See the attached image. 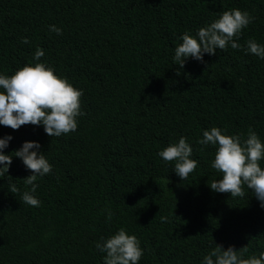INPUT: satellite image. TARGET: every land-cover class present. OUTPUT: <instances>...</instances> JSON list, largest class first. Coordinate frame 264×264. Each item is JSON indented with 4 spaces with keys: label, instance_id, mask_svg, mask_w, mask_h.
Here are the masks:
<instances>
[{
    "label": "trees",
    "instance_id": "trees-1",
    "mask_svg": "<svg viewBox=\"0 0 264 264\" xmlns=\"http://www.w3.org/2000/svg\"><path fill=\"white\" fill-rule=\"evenodd\" d=\"M234 8L252 17L240 49L175 64L185 31ZM248 40L264 44V0H0V72L32 63L40 47L42 62L83 89L85 113L60 137L0 125L12 136L5 154L37 141L53 166L35 182L39 207L21 199L31 172L19 158L0 177V264H104L95 245L121 227L140 241L139 264H201L215 245L264 251V208L246 187L244 197L211 190L215 147L198 143L213 126L264 141V59L246 53ZM181 136L198 161L186 180L157 155Z\"/></svg>",
    "mask_w": 264,
    "mask_h": 264
},
{
    "label": "clouds",
    "instance_id": "clouds-1",
    "mask_svg": "<svg viewBox=\"0 0 264 264\" xmlns=\"http://www.w3.org/2000/svg\"><path fill=\"white\" fill-rule=\"evenodd\" d=\"M252 17L247 11L234 8L225 10L211 23L200 27L195 34L185 31L180 37V43L174 49L172 59L181 68L188 58L203 62L205 54L214 55L216 50L227 47L240 49L237 43L242 29L251 22ZM49 31L57 35L62 29L55 25L49 26ZM235 37V39H234ZM21 43H29L22 38ZM246 53L264 59V44L248 40ZM44 50L37 47L32 57V63H26L11 75L0 72V125L13 130L25 124L42 126L50 137L75 132L79 117L85 115L81 109L80 98L83 89L75 87L66 77L55 73L52 66L42 62ZM12 136L5 134L0 137V177L8 172L12 157L19 158L31 174L23 181L30 186L21 194L22 201L34 207L40 206V200L35 192L38 177H44L52 171V164L40 151L37 141H24L15 150L14 155L5 154ZM202 146L215 147L211 167L220 173L219 179L213 180L210 189L218 193H229L231 197H244V188L251 190L261 208H264V141L256 132L249 130L246 136L229 134L226 130L213 126L202 130V138L198 140ZM157 155L165 163L173 162V171L181 179L186 180L198 164L192 159V147L184 136L177 142L170 143ZM10 192L18 191L14 184L9 185ZM173 214V213H172ZM112 219L111 211H107L106 222ZM166 222L167 216H161ZM95 247L105 253L104 264H139L143 249L139 239L134 234H128L125 228L117 229L107 238H102ZM246 248L234 249L229 245L226 249L215 245L203 256L201 264H264V251L259 255L244 257Z\"/></svg>",
    "mask_w": 264,
    "mask_h": 264
}]
</instances>
